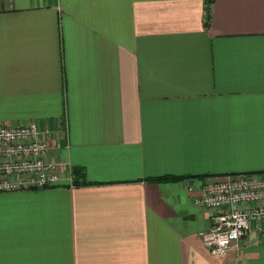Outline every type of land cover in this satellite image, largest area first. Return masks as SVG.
<instances>
[{"label": "crops", "instance_id": "crops-1", "mask_svg": "<svg viewBox=\"0 0 264 264\" xmlns=\"http://www.w3.org/2000/svg\"><path fill=\"white\" fill-rule=\"evenodd\" d=\"M204 17V0H0V122L46 125L85 181L0 192V264H264V223L211 255L194 202L207 178L264 172V0Z\"/></svg>", "mask_w": 264, "mask_h": 264}, {"label": "built area", "instance_id": "built-area-1", "mask_svg": "<svg viewBox=\"0 0 264 264\" xmlns=\"http://www.w3.org/2000/svg\"><path fill=\"white\" fill-rule=\"evenodd\" d=\"M49 138L47 126L36 121L0 123V192L73 185L69 162L50 157L58 143ZM194 202L211 210L199 237L211 255L221 256L252 223H264V172L207 178Z\"/></svg>", "mask_w": 264, "mask_h": 264}, {"label": "trees", "instance_id": "trees-1", "mask_svg": "<svg viewBox=\"0 0 264 264\" xmlns=\"http://www.w3.org/2000/svg\"><path fill=\"white\" fill-rule=\"evenodd\" d=\"M204 3H205V17H204L205 19H204V21H207L209 18V9H210V5L212 3V0H204ZM71 173L73 175V181H72L73 185H80V184L85 183L84 180H78L77 179V177L82 175L80 168H71ZM168 179L174 180L176 178H174L173 176H160V177L151 179L149 181H156V180L159 181V180H168Z\"/></svg>", "mask_w": 264, "mask_h": 264}, {"label": "rangeland", "instance_id": "rangeland-1", "mask_svg": "<svg viewBox=\"0 0 264 264\" xmlns=\"http://www.w3.org/2000/svg\"><path fill=\"white\" fill-rule=\"evenodd\" d=\"M1 123V122H0ZM2 124H4V123H2Z\"/></svg>", "mask_w": 264, "mask_h": 264}]
</instances>
